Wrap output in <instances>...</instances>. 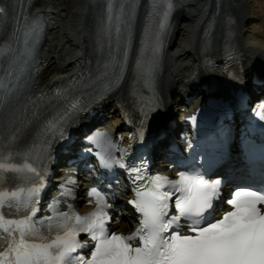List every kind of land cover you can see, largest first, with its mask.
<instances>
[{
  "label": "snow or ice",
  "instance_id": "snow-or-ice-1",
  "mask_svg": "<svg viewBox=\"0 0 264 264\" xmlns=\"http://www.w3.org/2000/svg\"><path fill=\"white\" fill-rule=\"evenodd\" d=\"M159 3L164 9L154 56L174 8L173 0ZM157 6L153 0V9ZM135 7V0H107L105 27L109 37L115 35L119 41L122 26L131 22ZM5 12L0 6V16ZM42 31L43 25L36 18L24 32V50L10 49L4 54L7 59L16 57L17 63L10 69L31 60ZM123 71L121 63L117 82L123 79ZM19 72L22 75L24 68L19 67ZM6 75L12 77L13 71ZM16 88L8 83L2 86L0 115ZM110 90L111 84L104 88L105 93ZM82 110L79 100L71 103L47 120L39 142L23 151L17 147L19 129L7 137L0 131V264H264V183L259 187L238 186L222 201L221 179L210 180L199 168L179 171L176 178L150 174L144 160H129L130 149L116 147L102 133L87 138L93 147L86 151L95 156L101 168L124 170L133 185V197L127 203L138 214L137 227L127 234L109 231L118 220L114 197L99 186L87 192L92 210L78 212L69 202L75 199L67 187L76 183L71 178L61 186L60 195L48 203L49 214L38 216L53 141L68 138L67 124ZM253 115L264 122V101L254 105ZM191 119L195 122L194 116ZM138 135L143 143L144 130ZM82 235L87 239L81 240Z\"/></svg>",
  "mask_w": 264,
  "mask_h": 264
},
{
  "label": "bare ground",
  "instance_id": "bare-ground-1",
  "mask_svg": "<svg viewBox=\"0 0 264 264\" xmlns=\"http://www.w3.org/2000/svg\"><path fill=\"white\" fill-rule=\"evenodd\" d=\"M63 2V3H62ZM60 4H55L54 2L49 1L53 5H49L52 9H56L59 12V18L55 19L56 23L63 24V29L73 30L70 35L71 40L77 42L78 44L71 48L70 58L78 55V52L83 50V25H84V16L85 9L87 5V0H74L73 5H68V0L62 1ZM48 3L40 2L37 7L38 10H44ZM80 3V11L78 13V20L75 24L77 27L74 29L70 28L71 21L69 17L73 16L72 12L77 7L76 5ZM250 0H221L219 10L214 12V2L213 0H197L192 4L181 3L180 9L177 10L174 16V29L170 36L168 47L164 56V65L163 70L160 74V88L162 94H166L169 91L178 92L177 85L179 77H182L185 73H190L189 68H185L186 63L192 60V54L189 52V48L195 50L197 43L199 41L200 30L203 26V23L208 19L209 14L212 16L210 20L213 22L214 29L212 31V46L214 49H218L220 46V38L224 32V23L227 16L235 17V24L233 30L236 34L237 42L241 49L244 51V55L248 64L251 62H260L264 60V31H255L253 36L247 35L246 27L249 23L252 22L253 16L250 15L248 10ZM145 10V8H144ZM76 11V10H75ZM66 14V18L62 17V14ZM74 13V12H73ZM47 16L48 13H45ZM143 15V14H142ZM141 19V18H140ZM58 20V22H57ZM142 23V21H140ZM183 25L185 29V34H181L180 25ZM264 24V21H262ZM59 26V25H58ZM58 33V31H57ZM60 33V31H59ZM57 35V34H56ZM69 35V36H70ZM64 39L61 37L56 38V43L52 47L56 49V56L54 51L51 54L45 53L44 62L47 63V67L37 79L38 86H45L51 82L52 77H57L62 73L67 74L66 69L62 67H52L53 60L59 58V55L64 53V47L61 46L59 42ZM72 43V42H71ZM61 58V57H60ZM174 58V60H172ZM81 59V56L75 58V62H78ZM64 64V68L67 66L72 67L73 63L70 60ZM74 62V67L77 68L76 63ZM177 84H176V83ZM126 86V83L123 85V90ZM123 213H128V211L123 207Z\"/></svg>",
  "mask_w": 264,
  "mask_h": 264
},
{
  "label": "rangeland",
  "instance_id": "rangeland-1",
  "mask_svg": "<svg viewBox=\"0 0 264 264\" xmlns=\"http://www.w3.org/2000/svg\"><path fill=\"white\" fill-rule=\"evenodd\" d=\"M54 2L55 4H62L64 0H44V3H47V2ZM180 2L184 3V4H192V3H195L197 0H179ZM62 2V3H61ZM73 2L74 0H68V5H73ZM40 4V3H39ZM38 4V6H39ZM37 6V7H38ZM77 7L74 9V13L72 12L73 16L69 17L70 21H71V24L69 25L70 28L73 27L74 29H76V23H77V18L78 16V13L80 11V3L76 5ZM76 10V11H75ZM248 10L250 11V15L253 16V20L251 23H249V25L246 27L247 29V35L248 36H253V34L255 33V31H264V24H262V21H264V0H250V4H249V7H248ZM62 17H67L66 14H62ZM58 22V20H57ZM182 24L180 25V29L182 28ZM186 28V27H185ZM183 27V29H185ZM181 29V34H185V30ZM57 28L54 29V32H56ZM71 30V29H70ZM67 30V29H60V33L58 31V33H53L49 36V39L47 41V46H45V50L48 48H52L55 43H56V38L57 36L58 37H61V39H64L62 40L61 42H59L61 44L62 47H64V53L66 56L70 55L71 56V48L73 46V40L70 33L71 31L73 30ZM57 34V35H56ZM70 35V36H69ZM72 42V43H71ZM74 47V46H73ZM46 53V51L44 52V54ZM48 54H51V53H48ZM46 55V54H45ZM64 55V56H65ZM69 56V57H70ZM62 57V56H61ZM69 57H66V58H69ZM55 60H53L54 62ZM68 61V60H67ZM76 61V60H75ZM76 63V62H75ZM54 64V63H52ZM55 67V66H54Z\"/></svg>",
  "mask_w": 264,
  "mask_h": 264
}]
</instances>
